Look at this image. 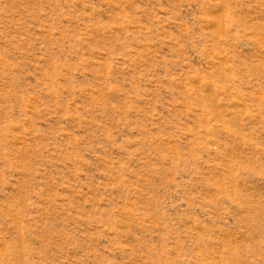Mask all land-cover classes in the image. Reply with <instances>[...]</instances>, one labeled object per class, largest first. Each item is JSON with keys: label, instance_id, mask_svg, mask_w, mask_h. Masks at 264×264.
<instances>
[{"label": "rangeland", "instance_id": "1", "mask_svg": "<svg viewBox=\"0 0 264 264\" xmlns=\"http://www.w3.org/2000/svg\"><path fill=\"white\" fill-rule=\"evenodd\" d=\"M0 264H264V0H0Z\"/></svg>", "mask_w": 264, "mask_h": 264}]
</instances>
